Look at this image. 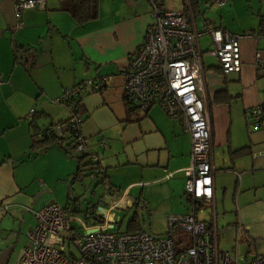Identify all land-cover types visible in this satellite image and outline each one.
Segmentation results:
<instances>
[{"label":"crops","instance_id":"0c3cea01","mask_svg":"<svg viewBox=\"0 0 264 264\" xmlns=\"http://www.w3.org/2000/svg\"><path fill=\"white\" fill-rule=\"evenodd\" d=\"M42 1V9L22 11L17 28L13 0H0V264L17 263L34 224L26 209L51 202L71 205L77 213L90 208L83 210L78 197L70 198L69 191L79 182L72 180L75 159L57 146L38 155L30 152L35 134L71 117L67 107L53 101L85 80H103L101 92L77 100L83 111L81 135L111 187L108 191L105 184L98 185L112 196L109 204L124 193L128 209L139 200L153 221L162 216L161 227L152 223L155 236L169 235L166 215L185 214L189 207L184 186L191 141L181 123L157 106L136 110L134 121L126 123L122 72L153 21L147 1L97 0L96 19L80 25L58 11V0ZM163 2L165 11H190L197 31L208 23L232 35L251 33L240 42L242 69L237 74L223 75L218 62L206 54L212 46L209 35L200 36L198 44L212 131L217 240L221 229L234 249L237 238L236 249L247 247L243 257L262 255L264 129L256 128L246 113L264 104V0H228L221 7L211 0H181L179 10H166ZM61 181L69 190L55 187L50 193L49 185ZM95 186L92 180L88 189ZM161 208H166L164 213L158 212ZM209 216L201 218L208 221ZM88 221V226L94 222Z\"/></svg>","mask_w":264,"mask_h":264},{"label":"built area","instance_id":"2783aa9c","mask_svg":"<svg viewBox=\"0 0 264 264\" xmlns=\"http://www.w3.org/2000/svg\"><path fill=\"white\" fill-rule=\"evenodd\" d=\"M146 1L153 21L122 72L123 96L142 112L159 107L169 119L179 121L189 135L190 166L185 170L184 186L188 210L182 215L167 216L169 235L153 236L141 230L120 231L115 211L128 209L125 193L105 210L92 205L85 216L97 224L86 227L75 217L77 210L71 205L62 207L51 202L37 210L29 208L26 210L34 224L25 235L26 242L16 264H264V254L249 259L239 256L238 238L233 255L218 247L212 131L203 100L202 52L198 44L200 36L209 35L212 46L206 54L218 62L223 75L237 74L242 69L240 42L251 38V33L232 35L208 23L197 31L190 11H165L161 0ZM227 1L211 0V4L221 7ZM13 4L17 22L23 10L44 7L42 0H13ZM17 27H21L19 22ZM102 83V79L85 80L64 91L53 103L67 107L70 119L42 131L43 136L64 139L67 129L74 151L93 165L88 173L91 180H96L101 172L99 160L89 154L87 140L80 131L83 119L73 114L74 101L82 94L101 92ZM246 115L253 119L256 128L264 129V104L250 109ZM100 146L106 148V143L101 141ZM205 208L210 209L208 221L200 218ZM75 224L81 225L83 233L75 231ZM177 231L181 234L175 244L170 235Z\"/></svg>","mask_w":264,"mask_h":264},{"label":"rangeland","instance_id":"374dc122","mask_svg":"<svg viewBox=\"0 0 264 264\" xmlns=\"http://www.w3.org/2000/svg\"><path fill=\"white\" fill-rule=\"evenodd\" d=\"M181 4H182L181 0H164L163 7L166 10H179V9H181ZM20 64L22 65V63H20ZM25 72L26 71H24L23 73L26 74ZM32 110H35V107H33ZM86 142L88 143V140ZM71 153H72V157H73L72 159L79 157V155L74 150H71ZM91 183H92V180L85 173V176L82 178V180L79 182H76V186H75L74 190L69 191L70 198L78 197V199H80V201H81V205L83 206V210H85L89 204H90L89 205L90 207L93 204H95L96 206H100L102 208L108 207L109 201H110V199H112V196L105 195L100 186L99 187L95 186L92 189H88L90 187ZM49 187L52 190L50 193L54 192L55 187L58 189H61V188L66 189L65 192H67L69 190L68 184H66L65 182H62V181L56 182V183H54V185H49ZM61 200H62V198L60 197V200H58V202L62 203ZM165 209L166 208H161V209H159L158 212L164 213ZM135 214L137 215V222L140 226L141 231L155 236L156 233L151 231L152 223L154 224L153 225L154 227H156V226L161 227L162 226V223H161L162 216L159 215L156 218V220L153 221L154 220L152 218L153 215L151 214L149 217L148 212L146 211V209H144L143 205H142V207H139L137 209L133 208V209H127L124 211H122V210L115 211L117 224L120 227L121 231L122 232L125 231L128 221L131 220ZM168 215H173V214H168ZM168 215H166V218ZM208 215H210V209L205 208L204 214L200 215V218L202 216H208ZM75 216H78L79 218L82 219L85 227H86V225H88L89 221H88V218H86L84 213L78 212V213H75ZM166 218H165V224H166ZM166 227H167V224H166ZM74 229L78 233H83L81 225H79V224H75ZM179 233L180 232L177 231V232H174L170 235V236H172L175 244H177L179 241L180 234H181V233L180 234ZM182 236H184V235H182ZM187 236H188V234H187ZM218 247H219L220 251L227 252L231 255H233L235 252L234 246L232 245L231 237L229 235L223 233L221 229L219 230V233H218ZM247 252H248V249L245 246H239V248L237 249V254L241 257H243V255ZM250 254H251V252H250ZM10 264H14V262L11 261Z\"/></svg>","mask_w":264,"mask_h":264},{"label":"trees","instance_id":"16d2710c","mask_svg":"<svg viewBox=\"0 0 264 264\" xmlns=\"http://www.w3.org/2000/svg\"><path fill=\"white\" fill-rule=\"evenodd\" d=\"M58 3H59L58 11L68 13L73 18L75 23L79 24V25L96 19L97 14H98L97 0H58ZM26 10H28V9H26ZM21 13H20V18H21ZM18 22L20 23V19ZM124 101H125V106H126L127 115H128L126 123H131L134 121V120H132L131 114L135 113L136 110H139V109L136 108L135 106L129 105L126 102L125 98H124ZM81 109L82 108L80 107L79 102L76 99L74 101V113L73 114H75L78 117H81L82 112H83ZM58 124H62V123H58ZM53 126L54 125H52L51 127H53ZM35 136L38 138H37V140H35L33 142L32 146H31V151H30L31 155L32 154L38 155L39 153L47 150L49 147L57 146L58 148H60L64 152V154L67 158H73L71 150H74V149H73L72 143H71V133H69L67 129L65 130V138L64 139H57L54 137H46V136L42 135V132L38 133L37 135L35 134ZM75 161L77 163V170H76L75 174L73 175L72 180L73 181H80L85 176V173L87 176H89L88 173H89V171H92L93 165L91 164V161L88 158L82 157V156L75 158ZM98 166H99V164H98ZM99 169L101 172L97 176V179L94 181L97 183V186L98 185H104V184L106 185L107 180H106V177L104 174V170L100 166H99ZM106 186H107L106 190L111 191V187H109L108 185H106ZM132 207L134 209L139 208L140 207V201L136 200ZM93 224H97V223H93ZM119 229H120V227H119ZM140 230H141L140 226L137 222V215L135 214L133 216V218L128 221L126 229L124 232L131 233V232H136V231H140ZM120 231H121V229H120Z\"/></svg>","mask_w":264,"mask_h":264}]
</instances>
